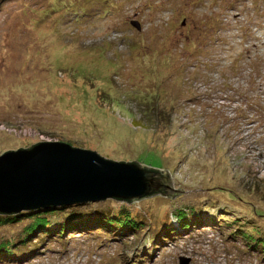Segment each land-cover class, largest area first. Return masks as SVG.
Returning a JSON list of instances; mask_svg holds the SVG:
<instances>
[{"label": "rangeland", "instance_id": "374dc122", "mask_svg": "<svg viewBox=\"0 0 264 264\" xmlns=\"http://www.w3.org/2000/svg\"><path fill=\"white\" fill-rule=\"evenodd\" d=\"M43 142L156 169L181 193L84 208L127 205L140 235L40 229L3 264H264V0L1 1L0 155ZM24 217L0 236L24 241Z\"/></svg>", "mask_w": 264, "mask_h": 264}, {"label": "water", "instance_id": "95a60500", "mask_svg": "<svg viewBox=\"0 0 264 264\" xmlns=\"http://www.w3.org/2000/svg\"><path fill=\"white\" fill-rule=\"evenodd\" d=\"M131 25L139 30L137 23ZM180 193L170 188L165 173L136 162L106 160L94 151L63 142L38 143L0 155L1 215L109 198L133 203ZM180 264L188 260L180 259Z\"/></svg>", "mask_w": 264, "mask_h": 264}, {"label": "trees", "instance_id": "16d2710c", "mask_svg": "<svg viewBox=\"0 0 264 264\" xmlns=\"http://www.w3.org/2000/svg\"><path fill=\"white\" fill-rule=\"evenodd\" d=\"M159 99L155 100V103L153 104L154 107L158 109H162L159 107ZM157 111V110H156ZM137 163V162H136ZM139 164V163H138ZM153 169V168H151ZM156 170V169H155ZM153 197V196H152ZM98 203H81V204H72L69 206H61L58 208H48V209H40L35 211H27L22 212L19 215L13 216V215H1L0 214V229H6L9 227V223H15L17 221L16 219L19 218V216H26L24 218L27 219H33V221L28 225L27 228H23L21 231L22 234H25V232L29 229H31V232L29 235H27L22 242L18 241H10L13 237L20 238V231L15 234L10 235H2L0 236V246L6 245L8 243V248L12 249L9 251H0V264H3L5 262H10L13 260V258L18 259L20 256L17 253L18 251H24L26 250L25 247H27V244H31V247H34L35 245L32 244L33 240L32 237L36 236L37 233H39L40 229H48V232L44 233L46 235V239H51L54 236H60L64 234V232L68 230H72L74 234H80L82 232H86L87 230H95L98 229L99 231H102L105 234H111V236H117L121 237L125 233H133L134 236L140 235L143 233V230L145 229L144 224L141 223L140 219H136V217L131 218V215L129 217L127 211L129 209L127 208V205L122 206L123 208L119 210H108L107 208H99V207H93L94 209L84 210V208L88 206H96ZM113 207V206H111ZM129 207V206H128ZM69 209L70 213L67 217L63 218L62 220H47L44 216L48 215H56L62 212H67ZM83 209V210H82ZM121 210V211H120ZM56 212V213H55ZM5 216V217H4ZM5 218V219H3ZM176 218V217H174ZM180 224L186 223V221H189L191 225V220L189 218L185 217V214L179 211L176 218ZM4 221V222H2ZM37 221H40L39 227H37ZM119 224L117 227L114 226V224ZM173 221H171V225L167 228H164V231L161 234V237H163V241L152 239V243L155 241L159 243L166 242L167 240H171L174 236H172L173 233H177L175 228L173 227ZM52 227H48V226ZM185 227H182V231H185ZM59 231L57 234H48V233H54L56 231ZM82 231V232H80ZM122 231V232H120ZM120 232V233H119ZM104 235V234H101ZM110 236V238H111ZM145 237V236H144ZM167 239V240H166ZM253 241V239H252ZM256 243V245H259L260 247H263L264 249V238H259L253 241ZM263 243V246L261 245ZM29 251H27L25 254H27ZM22 256V255H21Z\"/></svg>", "mask_w": 264, "mask_h": 264}, {"label": "bare ground", "instance_id": "6f19581e", "mask_svg": "<svg viewBox=\"0 0 264 264\" xmlns=\"http://www.w3.org/2000/svg\"><path fill=\"white\" fill-rule=\"evenodd\" d=\"M158 171V170H157Z\"/></svg>", "mask_w": 264, "mask_h": 264}]
</instances>
